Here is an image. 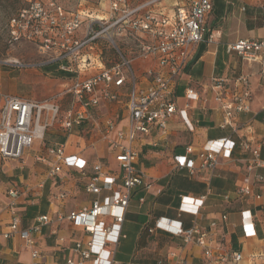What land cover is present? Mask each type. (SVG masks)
Masks as SVG:
<instances>
[{"label":"built area","instance_id":"2783aa9c","mask_svg":"<svg viewBox=\"0 0 264 264\" xmlns=\"http://www.w3.org/2000/svg\"><path fill=\"white\" fill-rule=\"evenodd\" d=\"M164 1L108 0V12L101 16L84 10L66 12L53 3L50 9L37 4L10 19L9 42L22 40L36 43L42 53L48 54V63L64 60L65 63L58 64V69L74 76L63 82L65 87L62 91L44 101L10 93L0 94V163L21 159L34 142L42 140L48 124L46 120L50 118L52 122L58 115L56 99L64 94L68 96L69 104L60 126L70 130L83 124L91 125L92 130L99 134V140L115 153L119 169L118 173H113L101 162H96L92 165V172L87 173L84 169L86 161L77 154H66L63 144L54 143L45 148L46 155L53 158L47 178L59 176L63 167L79 169L85 177L84 191L94 198L87 205L65 214L58 213L55 219L47 214L37 215L29 226L22 228L20 203L23 190L9 187L5 193V207L10 220L0 236L4 240L18 236L30 249L32 259L39 257L36 234L43 226L66 219L84 237L73 241L65 264H119L114 259V252L124 236L122 224L131 191L137 187L153 188V184L146 180L145 172L136 167L138 153L134 141L139 135L149 134L152 129L165 135L168 120L175 113L189 130H193L187 108L189 101L198 100L199 95L193 88L187 87L184 90L186 102L178 108L174 87L194 47L204 41H212L213 34L206 37L205 34L208 32L206 19L213 4L211 0H185L165 7ZM262 22L264 24V9ZM117 39H132L135 42L136 49L130 52L132 56L123 54ZM99 42H107L115 50L117 63L111 66L103 64ZM226 50L249 62H258L264 78V39H239L228 43ZM149 60L154 61V65L141 66L142 62ZM230 82L225 76H213L210 89L213 101L222 113L221 127L230 125L236 132L232 118L237 113L250 110L251 92L245 74L234 79L235 84L242 86L240 90L231 89ZM105 103L118 104L121 110H125L124 126H119L120 118L112 115L102 118L96 113ZM235 145L230 137L207 140L197 153L200 166L214 169L219 163L218 155L229 156ZM239 147L248 156L245 175L236 193L244 197L252 195L260 200L261 194L252 192L253 182H264L263 175L253 173L256 168L264 166L260 145L241 140ZM193 153L194 148L186 146L184 154L174 156L175 166L192 172L194 160L189 155ZM67 197L66 190H59L53 196L56 201H64ZM223 199L228 201L229 195H223ZM202 205L201 198L182 196L178 212L196 216ZM221 217L226 220V213ZM242 220L247 221V226L252 225L250 217L243 215ZM216 225V221L209 224L210 227ZM153 229L181 239L180 252L166 253L167 264H193L182 254L190 244L201 248L202 261L199 264H242L241 250L225 246L224 233L217 235L204 231L196 224L182 228L179 222L166 218H158ZM252 233L253 230L246 235ZM249 262L264 264V252L252 253ZM155 264L163 262L158 260Z\"/></svg>","mask_w":264,"mask_h":264},{"label":"crops","instance_id":"0c3cea01","mask_svg":"<svg viewBox=\"0 0 264 264\" xmlns=\"http://www.w3.org/2000/svg\"><path fill=\"white\" fill-rule=\"evenodd\" d=\"M183 1L185 0H166L163 4L165 7H169L173 3H182ZM240 1L242 4L239 10L243 12L249 10L252 14L250 17H243L240 14L231 13L226 18V23L235 26L234 31L224 32L220 30L223 33L221 41L225 38L224 52L228 56L235 53L227 52L226 45L228 43L244 38L264 39V24L262 22L264 0ZM210 14L206 19L207 23ZM242 25L246 29L244 32L241 31ZM220 31L217 32L219 36ZM234 34L238 37L232 40L231 35ZM221 41L215 43L214 48L205 43L204 50L200 54L198 49L201 43L195 46L188 56L183 72L175 83L174 96L178 108H182L186 102L184 90L187 87L193 88L198 93L199 99L189 101V107L187 108V115L191 123V120L195 119L193 110L203 111V117L200 120L195 119L197 126L192 124L193 130H189L178 114L175 113L168 120L165 135H160L155 129H152L147 135H139L133 143L138 153L136 167L138 166L137 168L145 172L146 180L153 184V188L147 190L137 187L131 191L122 224L124 236L120 238L114 252V259L119 264H155L158 260H161L163 264H167L165 256L168 251L180 252L182 246L180 237L153 229L158 218L179 222L182 228H188L196 224L204 231L209 230L217 235L224 233L225 246L233 248L234 242L239 246L243 254L242 264H250L249 257L252 253L264 252V182H253L252 185V192L261 194L260 200L255 199L252 195L244 197L236 193L245 175V164L248 156V153L239 147V142L247 140L252 145L259 144L260 157L264 160L261 156L264 151V103L259 105L255 102V99L264 95V93L253 96L251 77L247 72L255 68L261 71V68L258 62H249L240 57L246 64V70L243 73L236 74L237 65L229 57L222 62L220 72L217 73L219 46L223 45ZM147 65H154V61L149 60L141 63L142 67ZM240 74L248 76V88L251 92L250 110L237 113L232 118V124L237 127L236 132H233L230 125H226L224 128L221 127L222 113L213 101L210 83L213 76H225L231 81V89L240 90L242 86L234 83V79ZM192 77L202 80L192 83ZM104 107L106 113L103 114L97 109L98 115H102V118L112 115L115 118H120L119 126L125 125V110H121L118 104L113 103H105ZM176 124H181L183 127L175 128L174 125ZM86 125L88 124H83L78 128ZM93 133L95 139L91 142L92 145L95 146V143H101L103 148L107 150L109 158L114 162L115 168L110 166V162H104L100 159L87 163L86 159L80 156V152H73L68 149L71 146V139L68 137L55 143L63 144L66 154H77L85 160L84 169L87 173L92 172V165L96 162H101L113 173H118L115 153L99 140L98 133L94 131ZM221 137H230L235 141L236 145L233 151L229 156L220 153L218 155L219 163L214 169L201 167L197 157L201 145L209 139ZM189 145L194 148V153L189 155L194 160L192 172L187 168H178L174 164V156L184 154L185 147ZM39 157L41 156L37 155L36 160L41 162L48 170L49 163L53 158L47 155L42 156V159H38ZM6 163L8 162L5 161L2 164ZM253 173L264 176V166L256 168ZM49 179L51 180L50 186L55 187L57 191H68V197L64 201L49 199L47 205L39 203L44 195V180L33 186L26 181L27 179L24 180L23 177H20L18 180L20 185L14 183L4 191H0V195L3 196L0 202V233L7 229L10 220L9 212L5 207V193L9 187L15 186L23 190L20 203V227L22 228L29 226L37 215L47 214L55 219L58 213L65 214L69 210L87 205L94 198L89 194L92 199L80 203L85 177L81 175L79 169L63 167L59 176ZM76 180H82L81 186H76ZM117 185L120 187L119 183ZM75 190L78 191L77 194L73 193ZM225 194L229 195L228 201L223 199ZM182 196L203 200V205L199 207L196 216L187 212H178ZM223 213L227 215L226 220L221 217ZM243 215L251 218V226H247V221L242 220ZM211 221H216L217 225L210 227ZM174 224L176 225V223ZM151 229L153 231H150ZM251 230L254 233L246 235V232ZM35 237L39 257L32 259L30 249L25 246L24 241L18 236L8 240H4L0 236V264H65L66 258L70 255L69 248L71 244L74 240L83 238L84 234L79 229L74 228L70 221L63 219L43 226L40 233H37ZM182 254L190 263L199 264L202 261L201 248L194 244L188 245Z\"/></svg>","mask_w":264,"mask_h":264},{"label":"rangeland","instance_id":"374dc122","mask_svg":"<svg viewBox=\"0 0 264 264\" xmlns=\"http://www.w3.org/2000/svg\"><path fill=\"white\" fill-rule=\"evenodd\" d=\"M130 1L137 2L139 0ZM211 1L213 9L210 14V19L206 24L208 32L205 34V37L209 34H214L212 38L213 42H202L198 49V53L203 49L205 43L209 44L212 48H214L217 43H220L223 37L221 31L226 32L235 30L234 25H229V23L225 21L231 13L240 14L243 17H250L252 14L249 10L245 12L239 10L242 4L240 0ZM51 3L66 12L84 10L88 14L99 16L105 15L108 12V0H0V94L10 93L25 98L44 101L51 97L52 94L64 89L63 80L74 76L73 74H62L59 71H55L54 69L57 65L65 63V61L58 60L48 64V54L42 53L36 43L22 40L13 42L8 41L9 21L12 17H17L22 10H29L31 6L34 7L37 4L44 9H50L52 8ZM245 30V27L242 25L241 31L244 32ZM218 31H220V36L219 33H217ZM237 37L238 36L235 34L231 35L232 40ZM221 42H223V45L219 46L217 73L220 72L222 62L229 57L231 61H234L237 65L236 74L243 73V71L246 70L245 62L236 53L228 56L224 52L225 38H223ZM116 43L125 56H132L130 52L136 49L134 45L135 42L132 39H117ZM206 47L208 46L206 45ZM98 48L102 51V62L105 66H111L118 62L117 53L107 42H99ZM94 52H98V50H94ZM247 72L251 77L253 96L255 97L257 94L264 93V79L262 78L260 69H250ZM201 80L202 79H197L195 77L191 78L192 83ZM56 100L59 104L58 115L52 122L50 118L46 120L48 124L45 128L42 140L34 142V144L25 151L21 159L13 162L7 161L8 163L6 164H2L3 162L0 163V191H4L8 186L14 183L19 184L18 180L20 177H23L24 180L27 179L26 181L33 186H36L37 183L44 180V195L39 203L47 205L49 199H54L53 196L57 192V189L50 186L51 180L47 178L48 170L41 162L36 160V156H46L45 148L48 145L59 142L67 137L71 139V146L70 148L68 147V149L73 152H80V156L86 159L87 163L100 159L104 162H110L112 168L116 167L114 162L109 158L110 156L107 150L103 148L101 143L98 142L95 143V146L92 145L91 142L95 139V135L91 125L88 124L82 128L73 127L70 130H65L60 126V121L64 116L65 109L68 107L69 100L68 96L64 94ZM255 102L262 105L264 103V95L258 96ZM105 109L106 108L102 106L99 110L104 114L106 113ZM193 112L195 114V119L200 120L203 117V111L195 109ZM45 116H43V118H45ZM195 119L191 121L194 126H197ZM174 127L182 128L183 126L181 124H176ZM261 156L264 158V151ZM81 183L82 180H76V186H81ZM73 193L77 194L78 191L75 190ZM80 196L82 198L80 203L92 199V196L86 194L83 189ZM76 197L77 195L75 198ZM2 198L3 196L0 195V202ZM233 248L239 249V246L234 242Z\"/></svg>","mask_w":264,"mask_h":264},{"label":"trees","instance_id":"16d2710c","mask_svg":"<svg viewBox=\"0 0 264 264\" xmlns=\"http://www.w3.org/2000/svg\"><path fill=\"white\" fill-rule=\"evenodd\" d=\"M204 50V46H203V49L199 52V54L202 52ZM53 63V62H52ZM48 64H50V63H48ZM55 71H59L60 73H68V72H66V71H62V70H59L58 69V65H57V67L54 69ZM69 74H72V73H69ZM72 78V77H71Z\"/></svg>","mask_w":264,"mask_h":264}]
</instances>
